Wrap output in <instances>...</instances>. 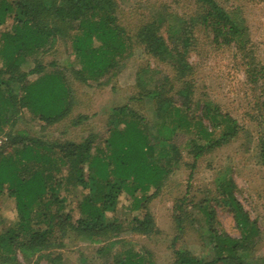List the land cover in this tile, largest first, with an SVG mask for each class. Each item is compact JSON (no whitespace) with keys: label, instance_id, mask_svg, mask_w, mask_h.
Masks as SVG:
<instances>
[{"label":"trees","instance_id":"trees-1","mask_svg":"<svg viewBox=\"0 0 264 264\" xmlns=\"http://www.w3.org/2000/svg\"><path fill=\"white\" fill-rule=\"evenodd\" d=\"M195 2L200 11L190 21L180 19L178 26L168 27L166 14L163 20L153 17L142 23L131 34L120 23V7L115 0H0V136L8 138L0 146V199L13 200L17 211L16 222L0 233L2 264H20L19 255L30 262L43 251L62 249L69 236L93 245H116L114 240L125 230L114 219L123 193L130 197L126 210L133 216L127 229L142 236L155 234L156 223L147 206L159 195L173 165L181 159L180 146L174 142L176 137L190 136L185 148L193 154L192 170L207 150L237 137L238 122L231 117H225L231 124L229 131L213 139L214 134L204 124L206 118L213 121L209 108L205 107L202 117L192 114L194 69L188 55L195 46L198 26L211 29L214 41L227 46L241 39L243 32L218 0ZM165 26L164 33L171 45L163 34ZM70 36L73 53L81 64L76 77L83 84L93 82L102 87L104 82L116 80L135 47L171 68L173 80L163 77L154 91L142 88L138 75V100L148 98L155 103L161 123L159 139H151L141 119L128 106L113 110L116 118L106 140L107 153L98 150L93 155L92 139L55 147L40 139L13 138L6 131L20 122L24 111L48 126L69 118L74 99L64 76L45 72L38 57ZM30 60L35 66L27 72L24 66ZM33 75L38 77L30 81ZM254 76L255 80H264V67ZM88 119L81 115L73 125L78 127ZM64 169L68 174L67 187L84 191L78 203V218L65 205V199L59 197L63 182L57 181L56 174ZM219 184L241 239L212 229L214 259L206 261L190 252L176 251L173 264H248L245 253L256 243L260 229L236 199L233 179L222 178ZM182 219L180 214V229ZM111 246L99 253L104 254ZM122 254L114 264H154L140 252L128 250ZM47 260L50 264H62L61 255L49 253Z\"/></svg>","mask_w":264,"mask_h":264},{"label":"rangeland","instance_id":"rangeland-1","mask_svg":"<svg viewBox=\"0 0 264 264\" xmlns=\"http://www.w3.org/2000/svg\"><path fill=\"white\" fill-rule=\"evenodd\" d=\"M115 1L120 7V23L131 34L153 17L163 20L168 14V27L178 26V20L190 21L200 11L195 0ZM218 3L238 23L243 36L227 46L214 41L211 29L202 26L195 29V46L188 55L194 69L192 114L202 117L205 107L209 108L213 118L209 117L213 121L206 118L204 124L214 134L213 139L229 131L231 124L225 117H231L238 122L237 137L207 150L196 162L194 170L191 169L195 162L193 154L185 148L190 136L180 134L176 137L174 142L180 146L181 159L173 165L172 173L165 180L159 195L147 206L156 223L155 234L142 236L127 229L133 216H129L126 210L131 204L130 197L123 193L114 219L121 222L125 230L114 240L116 245H93L76 236H69L62 249L43 251L30 262L19 255L20 264H50L47 260L49 253L61 255L62 264H114L115 259L128 250L140 252L154 264H173L176 251H187L210 261L215 258L211 244L212 229L216 233L241 239L226 194L219 188L222 178L233 179L236 199L260 229L256 243L245 253L246 262L264 264V80H255L254 76L260 67H264V0H218ZM166 28L163 27V34L171 45L169 36L164 33ZM38 59L45 72L64 76L74 99L73 110L69 118L53 126L45 125L24 111L20 122L6 128L13 138L40 139L55 147L66 143L82 144L86 139H92L93 155L98 150L107 153L106 140L116 118L113 110L128 106L141 119L151 139L154 142L155 138L159 139L161 123L157 120L155 103L148 98L138 100L141 96L138 75H141L142 88L154 91L163 77L169 76L173 80L174 74L169 66L135 47L116 80L106 81L102 87L93 82L83 84L76 77L81 64L72 50V36L60 39L55 48L40 54ZM34 66V61L30 60L24 70L28 72ZM37 77L33 75L29 79L34 81ZM217 110L219 113L215 112ZM81 115L89 119L75 127L73 123ZM5 139L8 138L0 136V146ZM156 149L159 155L160 146ZM56 175L57 181L63 182L58 190L60 199H65V205L78 218V203L84 191L67 187L66 169ZM180 214L183 215L182 229L177 222ZM108 216L113 217V214ZM16 220L14 201L5 198L3 202L0 199V233ZM107 246L111 248L100 254L99 250Z\"/></svg>","mask_w":264,"mask_h":264},{"label":"built area","instance_id":"built-area-1","mask_svg":"<svg viewBox=\"0 0 264 264\" xmlns=\"http://www.w3.org/2000/svg\"><path fill=\"white\" fill-rule=\"evenodd\" d=\"M0 264H2V262L0 261Z\"/></svg>","mask_w":264,"mask_h":264}]
</instances>
